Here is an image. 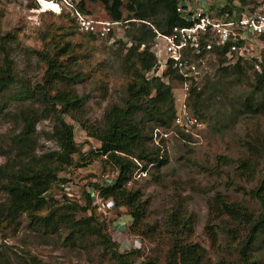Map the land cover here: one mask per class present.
<instances>
[{"label":"trees","instance_id":"1","mask_svg":"<svg viewBox=\"0 0 264 264\" xmlns=\"http://www.w3.org/2000/svg\"><path fill=\"white\" fill-rule=\"evenodd\" d=\"M89 1L100 2L110 19L127 21L136 31V34H132L135 45L132 44L126 54L127 59L136 58V64L131 66L133 74L127 85V96L122 105H114L104 114V123L100 128L87 126L85 98L73 89L83 80L81 74L72 70L77 58L71 57L72 43L54 38L47 49L34 51L47 70L40 82L26 85L18 78L11 57L15 38L0 34V117L6 116L5 111L9 106L6 95L17 84L19 88L13 100L21 104L30 102L17 115L22 128L9 139V150L4 152L7 161L0 165V195L5 197V201L0 204V226L2 223L18 225L21 216L26 215L27 227L40 236L55 235L62 238L64 234V243L74 248L90 240L92 247L100 249L102 264H136L142 255L140 249L137 246L122 249L121 241L107 232L106 222L97 213H103L104 210L96 199L103 200V203L114 201L117 208L126 209L132 233L146 238L157 234L156 227L145 224L143 229V194L141 190L131 188L129 183L140 168L139 163L143 165L142 171H147L149 167L160 171L166 163L160 154L161 148L154 145L153 130L146 123L152 121L168 129L177 115L173 87L162 78H148L146 75L157 65V58L150 47L155 37L152 27L162 33H170L175 26L185 23L176 12L175 0H128L127 3L124 0ZM240 1L245 5L249 0ZM78 8L87 12L84 0L78 3ZM261 40L264 41V36ZM119 43L126 47L123 42ZM143 45V50H140ZM228 50L229 45L216 47V63L223 76L231 74L246 79L247 95L240 96L238 100L244 110L242 113L263 112L264 63L260 72L255 71L252 64L248 65V62H258L254 59H240L235 65H228ZM246 66L254 70L253 75L247 73ZM168 75L175 78L172 70L165 74ZM215 85L217 83L210 79L208 73L198 85L193 84L189 92L186 103L199 122L206 119L205 112L210 109L205 104L207 96H210L209 99L216 95L226 98L220 89L215 90ZM137 114H142L143 118L137 120ZM67 117L78 123L96 142V147H91L87 153L95 155L102 163L103 172L116 175L113 181L103 182L102 176L101 182L89 184L78 200L66 192L70 181L59 176L67 168L78 167L75 156L81 153L73 124ZM41 120L52 121V129L46 135L57 144L58 150L37 154V125ZM180 134L191 138L184 132ZM246 147L251 156L248 159H240L237 163L226 157L220 159L225 166L236 164V173L241 179L256 182L248 194L260 204L261 212L254 215L240 203L230 202L221 193H215L208 203L206 232L212 243L216 244V221L223 222V218H227L235 223H244L248 232L242 241L240 260L242 264H260L256 253H264V170L261 168L264 163V134L252 136L246 142ZM86 155L81 156L83 161L87 160ZM55 185L60 190L58 196L53 194ZM165 213L163 232L168 245L166 259L160 261L159 257L150 256L140 264H203L206 250L200 244L189 241L194 226L193 212L180 204ZM114 219L117 221V216ZM234 234V239L238 238L236 232ZM1 258L0 252V264H4Z\"/></svg>","mask_w":264,"mask_h":264},{"label":"rangeland","instance_id":"2","mask_svg":"<svg viewBox=\"0 0 264 264\" xmlns=\"http://www.w3.org/2000/svg\"><path fill=\"white\" fill-rule=\"evenodd\" d=\"M75 1L79 3L82 0ZM84 2L87 12L92 16L98 19L110 18L100 2L89 0ZM124 2L127 3L128 0ZM42 10L43 7L38 0H0V34L15 38L11 57L15 62L16 74L26 85L40 82L47 67L34 51L47 49L52 45L54 38L72 43L71 57H77L72 70L81 74L83 80L74 85L73 89L85 98L87 126L100 128L104 123V114L112 106L122 105L127 96V85L133 74L131 66L136 64V58L127 59L126 54L132 44L135 45L132 38V34H136L135 28L124 24L116 35L107 39L92 38L81 32L64 10L61 13L58 10ZM119 42L126 44V47ZM151 45L152 42L150 47ZM143 48L142 46L140 50ZM258 52L261 53L260 60L248 62V65L252 64L254 70L260 72L264 63V43L260 45ZM256 64L260 65L259 70L255 68ZM246 67L247 73L253 75L254 70ZM219 68L218 64L214 63L209 75L210 79L217 83L215 90L220 89L226 94V98L221 95L213 96L211 99L210 96L206 97L205 104L210 108L205 112L207 117L201 120L199 128L189 134L190 139L180 134L182 131L175 127L174 123L168 129L152 121L146 123V126L153 130L154 145L161 148L160 154L166 163L160 171L152 167L142 171L143 165L139 163L140 168L135 171L129 186L141 190L143 194L145 207L143 229L145 230V224L156 227L157 234L146 238L132 233L129 228L130 222L127 223L124 218L126 209L117 208L114 201L102 206L103 213L97 212L101 220L106 222L107 232L121 241L122 249H130L133 246L140 249L142 255L136 264L150 256L165 261L168 249L163 232L165 212L180 204L194 214L193 233L189 241L200 244L206 250L203 264H242L239 252L248 232L247 225L235 223L227 218H223V222L216 221L214 224L218 242L213 244L206 232L209 218L208 203L214 194L219 192L230 202L240 203L254 215L261 212L260 204L248 194L256 182L241 179L236 173V164L225 166L220 158L233 159V162L237 163L240 159L251 157L246 142L255 134H264V111L256 114L242 113L244 110L238 104V100L240 96L247 95L246 79L231 74L223 76ZM179 86L174 82L173 88L176 91L173 92L177 97H182V91L177 90ZM18 88L17 84L8 91L6 101L9 106L5 111L7 113L6 116L0 117V165L7 161L4 152L9 150V139L22 128L17 118L19 111L30 105V102L21 104L13 100ZM141 118L142 114H137L136 119ZM67 120L73 124L75 139L81 153L75 156L76 164L79 163L78 167L67 168L66 172H61L59 176L70 181L66 186V192L78 200L83 189L89 188V184L101 182L102 176L103 182L113 181L116 175L103 172L102 163L95 155L87 153L91 147H96V142L78 123L72 122L68 117ZM52 124L50 120H41L38 123L37 154L59 149L46 135L51 131ZM84 154H88L86 161L81 158ZM261 168L264 170V163ZM258 177L260 178L261 174ZM53 194L57 196L60 194L57 186L53 189ZM4 201L5 197L2 194L0 204ZM117 215L122 217L116 221L114 218ZM27 224L26 215L21 216L18 225L1 224L0 252L4 264H102L100 249L92 247L90 240L74 248L64 243V234L62 238L55 235L40 236L32 232ZM234 232L238 236L236 239ZM256 254L259 256L260 264H264V253Z\"/></svg>","mask_w":264,"mask_h":264},{"label":"built area","instance_id":"3","mask_svg":"<svg viewBox=\"0 0 264 264\" xmlns=\"http://www.w3.org/2000/svg\"><path fill=\"white\" fill-rule=\"evenodd\" d=\"M176 12L183 19L184 25L175 26L170 33H162L154 28L155 37L151 52L157 58V65L148 78H162L173 87L177 82L182 97H176L177 115L174 126L186 134L200 126L199 120L192 115L187 105V98L193 84L198 85L209 73L217 60L216 47L229 45L226 57L228 65H235L240 59L260 60L258 52L264 43V0H249L242 4L240 0H175ZM42 6L41 0H38ZM64 10L77 25L88 35L101 39L116 35L127 21L98 19L78 8L75 0H48ZM43 10H45L43 8ZM42 10V11H43ZM255 68L260 69L256 64ZM172 70L175 78L165 76ZM173 91H176L173 88ZM98 198V203L105 206Z\"/></svg>","mask_w":264,"mask_h":264},{"label":"bare ground","instance_id":"4","mask_svg":"<svg viewBox=\"0 0 264 264\" xmlns=\"http://www.w3.org/2000/svg\"><path fill=\"white\" fill-rule=\"evenodd\" d=\"M41 3H42V7L45 10H47V9L55 10V11L59 10V7L57 5H55L54 3H50V2H48L46 0H41Z\"/></svg>","mask_w":264,"mask_h":264},{"label":"crops","instance_id":"5","mask_svg":"<svg viewBox=\"0 0 264 264\" xmlns=\"http://www.w3.org/2000/svg\"><path fill=\"white\" fill-rule=\"evenodd\" d=\"M126 214V216H124V218L126 219V221H128L127 223H129L130 222V219H129V216L127 215V213H125ZM122 216H120V215H117V219L118 218H121Z\"/></svg>","mask_w":264,"mask_h":264},{"label":"clouds","instance_id":"6","mask_svg":"<svg viewBox=\"0 0 264 264\" xmlns=\"http://www.w3.org/2000/svg\"><path fill=\"white\" fill-rule=\"evenodd\" d=\"M39 4H40V3H39ZM41 7H42V6H41ZM51 11H55V10H51ZM62 11H63V10H62ZM62 11L59 12V10H58L59 13H61ZM108 19H110V18H108ZM111 20H112V19H111ZM152 28H153V30H154L155 27H152ZM155 29H156V28H155ZM87 35H88V34H87ZM143 47H144V45H143Z\"/></svg>","mask_w":264,"mask_h":264}]
</instances>
